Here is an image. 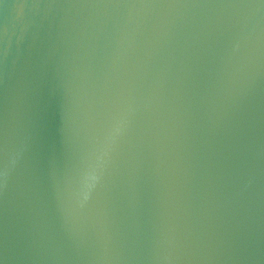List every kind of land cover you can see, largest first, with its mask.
I'll use <instances>...</instances> for the list:
<instances>
[{
  "label": "water",
  "instance_id": "obj_1",
  "mask_svg": "<svg viewBox=\"0 0 264 264\" xmlns=\"http://www.w3.org/2000/svg\"><path fill=\"white\" fill-rule=\"evenodd\" d=\"M0 264H264V0H0Z\"/></svg>",
  "mask_w": 264,
  "mask_h": 264
}]
</instances>
